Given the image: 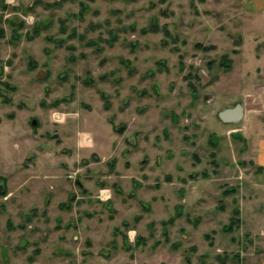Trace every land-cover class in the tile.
I'll return each mask as SVG.
<instances>
[{
	"label": "rangeland",
	"instance_id": "obj_1",
	"mask_svg": "<svg viewBox=\"0 0 264 264\" xmlns=\"http://www.w3.org/2000/svg\"><path fill=\"white\" fill-rule=\"evenodd\" d=\"M242 1L4 0L0 193L6 156L56 180L6 182L0 264H264L257 119L218 117L264 78Z\"/></svg>",
	"mask_w": 264,
	"mask_h": 264
},
{
	"label": "crops",
	"instance_id": "obj_2",
	"mask_svg": "<svg viewBox=\"0 0 264 264\" xmlns=\"http://www.w3.org/2000/svg\"><path fill=\"white\" fill-rule=\"evenodd\" d=\"M242 8L243 11L246 15L252 16L253 18H257L259 21V37L264 38V0H243L242 1ZM255 15H262L261 17L258 18V16ZM0 23L2 24V27L4 28V0H0ZM3 41V46H4V37H0V46L1 43ZM263 42V40H261ZM260 41V43H262ZM264 47V46H263ZM4 51V50H2ZM261 58H264V50L261 53ZM263 62V67H264V59L260 60V64ZM2 73V72H1ZM264 76V75H263ZM253 86V89L255 90V93H248L244 95V99L243 102H241L244 106V117L249 113L250 117L252 116L253 118H256V122L254 124H257V128H255V131L257 133V139L255 140L254 144H255V150H256V161L258 166H261L264 168V118H261V116L263 115L264 117V78H260L259 82L257 84H251ZM231 107V106H230ZM61 115L60 120H64V123H67V119L68 117L66 116V112H58ZM9 120L13 121L16 118V114H9L6 116ZM50 119H48V117H46V122L43 123L41 121V117H37V125L34 126L32 123L31 125L35 128L38 129L40 124L45 125L46 129L44 132L41 133V135H43L45 132H47V135L51 136L52 133L53 134H58L55 129H56V122H54L51 119V115L49 116ZM243 117V118H244ZM36 119V118H35ZM28 120V121H27ZM66 121V122H65ZM26 122H30L29 119H26ZM80 122H75L73 124V126L75 125H79ZM72 123H70L69 125H71ZM72 126V125H71ZM40 129V128H39ZM50 133V134H49ZM78 133L80 134L77 137H72L70 139L71 143H75L76 149L81 151L84 150L83 146L84 145V134H88L89 131H84V130H78ZM89 135L92 137V133H89ZM87 135H85L86 137ZM93 139V138H92ZM75 140V141H74ZM69 141V143H70ZM116 140L112 141L115 142ZM87 143V142H86ZM95 142H92V146H95ZM42 148L39 149V151H43L46 149V146H41ZM74 147V146H73ZM100 150H95L98 154L101 153V151L103 152L102 154L104 155L105 153H107L108 150H115L116 147L113 144H110V146H108L107 144H100L99 145ZM104 150H106V152H104ZM112 152V151H111ZM110 152V153H111ZM42 153V152H41ZM101 155V154H100ZM40 155H37V159ZM48 163V165H46L45 160L43 159L42 162H34L32 163V165H29L28 167H26V171H30L28 174L24 173L23 171H19V167L17 164V170L14 168L13 165V160H10L8 158V156L4 157V179H6L8 183L10 182H14L13 176L15 174L21 176V175H30L35 181L36 183H43L42 184V190L45 189L46 187V192H48L47 194H50L53 190H55V180H56V165L54 163H51L50 161H46ZM30 177V178H31ZM19 180V179H18ZM29 177L26 178V182L29 181ZM53 183V185H51V183ZM44 185V186H43ZM12 192H9V194ZM13 194V193H12ZM106 197L109 196L108 193H106Z\"/></svg>",
	"mask_w": 264,
	"mask_h": 264
},
{
	"label": "water",
	"instance_id": "obj_3",
	"mask_svg": "<svg viewBox=\"0 0 264 264\" xmlns=\"http://www.w3.org/2000/svg\"><path fill=\"white\" fill-rule=\"evenodd\" d=\"M218 117L226 123L238 122L244 117V106L241 102H237L231 107H226L218 112ZM32 124L37 125V119H33Z\"/></svg>",
	"mask_w": 264,
	"mask_h": 264
},
{
	"label": "trees",
	"instance_id": "obj_4",
	"mask_svg": "<svg viewBox=\"0 0 264 264\" xmlns=\"http://www.w3.org/2000/svg\"><path fill=\"white\" fill-rule=\"evenodd\" d=\"M40 30H41V28L40 27H35L34 29H33V31L32 32H30V31H27L25 34H26V37L28 38V39H33V38H35V37H38L39 35H40ZM0 37H4V29L2 28V27H0ZM197 45H199L200 46V44H197ZM234 52H236V50L234 51ZM231 60H230V62H229V64H228V67L230 68V64H231ZM227 65V64H226ZM9 86V87H11L10 85L11 84H9V83H6V86ZM12 88V87H11ZM258 170L259 171H261V170H264V168L263 167H261V166H258ZM3 180V179H2ZM7 188H6V183H5V179H4V191H2L0 194H4V196L7 194ZM61 208H66V209H68V208H70V204H66V203H62L61 205ZM234 221V220H233ZM232 221V222H233Z\"/></svg>",
	"mask_w": 264,
	"mask_h": 264
},
{
	"label": "bare ground",
	"instance_id": "obj_5",
	"mask_svg": "<svg viewBox=\"0 0 264 264\" xmlns=\"http://www.w3.org/2000/svg\"><path fill=\"white\" fill-rule=\"evenodd\" d=\"M61 117V116H60Z\"/></svg>",
	"mask_w": 264,
	"mask_h": 264
}]
</instances>
